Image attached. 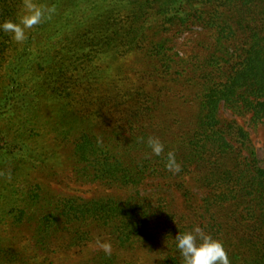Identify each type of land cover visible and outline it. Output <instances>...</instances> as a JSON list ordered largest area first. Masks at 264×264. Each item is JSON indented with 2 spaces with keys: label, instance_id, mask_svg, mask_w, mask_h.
I'll list each match as a JSON object with an SVG mask.
<instances>
[{
  "label": "trees",
  "instance_id": "16d2710c",
  "mask_svg": "<svg viewBox=\"0 0 264 264\" xmlns=\"http://www.w3.org/2000/svg\"><path fill=\"white\" fill-rule=\"evenodd\" d=\"M187 33L206 35L204 53L177 51ZM126 58L164 83L115 79ZM43 99L60 105L45 133ZM245 125L264 136V0H0V264H183L174 238L197 226L230 264H264V167ZM44 138L68 149L73 181L128 194L50 195ZM7 230L30 259L7 257Z\"/></svg>",
  "mask_w": 264,
  "mask_h": 264
},
{
  "label": "rangeland",
  "instance_id": "374dc122",
  "mask_svg": "<svg viewBox=\"0 0 264 264\" xmlns=\"http://www.w3.org/2000/svg\"><path fill=\"white\" fill-rule=\"evenodd\" d=\"M25 11L26 13H23L21 17L23 16V18L26 21L25 22L23 21L24 24L22 23V25H20L17 28V32L19 31L20 35L25 33L28 29L30 30L32 24L34 23V16L32 17L31 13L28 14L31 11V9L28 10V8H26ZM198 43L206 44L207 43L206 35L202 33H196V34L187 33L176 40V45L178 49L177 51L181 53L182 55H188L189 57H195L196 55H191V54L202 51L200 49L194 48L196 45H198ZM199 55L201 56L198 57L199 58L198 62L200 61V59L205 58V54L201 53ZM111 66H112L111 67L112 69L119 68L117 72H113L116 70L111 71L112 76L115 79H116V76L121 77L123 75L124 79H125V75L128 76V81L126 84H130L135 79H138V78L139 79L144 78V79H150V80L154 79L153 81L164 83L163 80H160L157 77L154 78L151 75L149 68H147V65L146 64L143 65V61L140 60L139 58H134V59L126 58L122 61H117L111 64ZM143 66H144V70H143ZM143 71L145 72V75H143ZM134 74H136V76ZM147 75H150V77ZM140 80H136L135 84H143V80L142 81ZM166 81H168V79ZM158 82L156 84H158ZM114 84L124 85L125 82H116V83L114 82ZM59 110H60V105L52 106L49 101L43 99L41 103L40 111H38L39 118H40L39 126L41 127V130H40L41 132L43 133H45L46 131L51 132V126L44 124V122L48 121L49 119L50 120L56 119L57 115L59 114ZM224 115L226 117H230V115L226 112ZM245 127L249 130L253 138L254 144L257 149L258 159L261 161V164L264 167V136L262 134V131L253 130L249 128L248 125H245ZM99 128L104 129V126H101ZM112 128L113 126L110 127V130H112ZM97 131L98 130H95V132ZM31 144L32 146L34 145L33 142ZM39 144H40L39 147L42 149L44 153V157L47 158V162H46V166L44 167V169L42 168L40 173H37L36 178L38 182L41 183L44 190L49 192L50 195L55 194V195H61L64 197H81L84 199H93V198H98L101 196H109V195L120 198L128 194V192L125 190L110 189L101 184L76 183L72 179V174L70 173L68 163H67L68 149H62V146L59 147V145L56 142H54L53 140H49L47 138L42 139ZM148 184L150 185H148L147 187H144L145 186L144 184V186H141L138 189V192L140 193V195L149 194L152 192V188H151L152 182H148ZM14 236H15V232H13L12 230H7L6 233L2 235L3 245L8 255L7 257L8 258L15 257L21 254V257H24L25 260L30 259L31 254H29V251H28V240L23 239L22 241L20 237L18 238L19 241L15 242L14 240L16 238H14Z\"/></svg>",
  "mask_w": 264,
  "mask_h": 264
},
{
  "label": "clouds",
  "instance_id": "9594fccd",
  "mask_svg": "<svg viewBox=\"0 0 264 264\" xmlns=\"http://www.w3.org/2000/svg\"><path fill=\"white\" fill-rule=\"evenodd\" d=\"M146 145L153 156L160 157L165 152V145L157 137H148ZM165 170L173 175L181 171L174 152L167 153ZM174 241L183 264H230L222 243L206 235L198 226L189 232L178 233ZM96 246L105 255H111V243L97 239Z\"/></svg>",
  "mask_w": 264,
  "mask_h": 264
}]
</instances>
